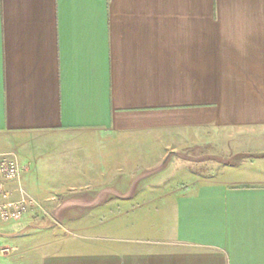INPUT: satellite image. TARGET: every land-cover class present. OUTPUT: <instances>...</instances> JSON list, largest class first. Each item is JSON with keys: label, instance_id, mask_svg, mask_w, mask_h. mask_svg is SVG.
<instances>
[{"label": "crops", "instance_id": "0c3cea01", "mask_svg": "<svg viewBox=\"0 0 264 264\" xmlns=\"http://www.w3.org/2000/svg\"><path fill=\"white\" fill-rule=\"evenodd\" d=\"M14 149L72 235L26 215L0 264H264V0H0Z\"/></svg>", "mask_w": 264, "mask_h": 264}, {"label": "built area", "instance_id": "2783aa9c", "mask_svg": "<svg viewBox=\"0 0 264 264\" xmlns=\"http://www.w3.org/2000/svg\"><path fill=\"white\" fill-rule=\"evenodd\" d=\"M22 174L14 153H0V228L21 222L39 207L38 202L21 185ZM10 185L14 188L8 189ZM14 194L18 195L17 199H12Z\"/></svg>", "mask_w": 264, "mask_h": 264}, {"label": "rangeland", "instance_id": "374dc122", "mask_svg": "<svg viewBox=\"0 0 264 264\" xmlns=\"http://www.w3.org/2000/svg\"><path fill=\"white\" fill-rule=\"evenodd\" d=\"M61 140V139H60ZM39 142V143H38ZM36 144V146H38V147H40V148H42L41 150H42V153H43V155H45V153L46 152H49L47 149H48V147H46V144L45 143H42V142H40V141H38ZM207 150V149H206ZM209 150L210 149H208L207 151H201V152H204V153H211V152H209ZM7 153H14L16 156H17V159L19 160L20 159V157H19V151L18 150H16V149H14V150H11V151H9V152H7ZM204 153H198V154H204ZM40 162H42L41 164H42V166L43 167H46V165H47V163H46V161H45V159L44 158H38V159H36V160H34V162H32V163H29V162H27V165L31 168V171L32 170H34L36 167H37V164L39 163V161ZM215 161V160H214ZM56 164H58V165H61V161H60V159L57 161V163ZM50 166H51V164H50ZM200 167L201 166H199V168L198 169H200ZM33 172V171H32ZM154 179H155V182H157L156 181V179L157 180H160V176H155L154 177ZM55 180H57V178L55 179ZM65 182H70L71 184H70V186H78L79 184L78 183H72V180H70V179H68V178H64V179H62V180H57L56 182H55V184L56 185H54V187H59V186H64V184H65ZM53 186V185H52ZM80 186V185H79ZM65 192V191H64ZM64 192H60V193H55V202L53 203L54 205L55 204H57L59 201H60V198L62 197V195L64 194ZM40 199V198H39ZM38 202V204H39V207H37L35 210H33V211H31L29 214H27V215H30V217H31V219L33 220V222H32V225H34L35 227H39V228H44V227H50V228H52V227H56V226H58L57 224H53L52 223V220H53V214H54V212H55V210H57L58 208H55V206L53 207V204L51 205L50 203L49 204H45V203H41L40 201H37ZM60 210V209H59ZM58 210V211H59ZM47 222H48V224H50V223H52V224H50V226H46V224H47ZM52 225V226H51ZM56 228H59V229H53L51 232H52V238L53 239H61V238H65V237H68V236H70V234L72 235V232H71V230L70 229H67V228H64V229H61L60 227H56ZM35 229V228H34ZM74 229L75 230H77L75 227H74ZM33 230V229H32ZM31 230V231H32ZM46 230V229H45ZM31 231H27V233H29V232H31ZM51 239V238H50ZM16 251H18V250H13V249H10L9 247L8 248H6V249H3L1 252H3V253H5V254H10V255H13ZM3 253H1V254H3Z\"/></svg>", "mask_w": 264, "mask_h": 264}]
</instances>
